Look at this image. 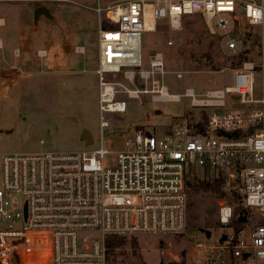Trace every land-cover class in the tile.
I'll list each match as a JSON object with an SVG mask.
<instances>
[{
  "label": "built area",
  "instance_id": "1",
  "mask_svg": "<svg viewBox=\"0 0 264 264\" xmlns=\"http://www.w3.org/2000/svg\"><path fill=\"white\" fill-rule=\"evenodd\" d=\"M94 1L98 141L74 153L0 155V264H106L109 236H180L186 184L198 171L238 182L241 205L256 209L260 221L246 239L195 237L194 264H264V0ZM190 16L226 53L249 50V57L231 70L228 85L171 93L161 52L142 68L141 34L161 22L179 30ZM251 28L258 29L254 51L245 43ZM142 98L185 99L205 113L202 131L187 121L161 133L135 126L122 132L118 149L106 145L112 115ZM217 219L227 229L233 207L219 206Z\"/></svg>",
  "mask_w": 264,
  "mask_h": 264
},
{
  "label": "rangeland",
  "instance_id": "2",
  "mask_svg": "<svg viewBox=\"0 0 264 264\" xmlns=\"http://www.w3.org/2000/svg\"><path fill=\"white\" fill-rule=\"evenodd\" d=\"M96 6L94 0H0V155L89 150L93 146L86 147L80 140L83 128L98 141ZM38 7L47 8L50 17H35ZM251 31L254 40L247 45L254 51L258 41L253 35L257 36L258 29ZM140 43L143 69L156 51L163 54V81L171 93L228 85L231 70L240 64L232 66L239 55L226 53L197 16L183 18L176 31L161 22L155 32H143ZM78 48L84 51L76 52ZM142 99L141 105L127 99L126 112L112 115L106 145L109 141L118 149L127 128H157L161 133L183 121L202 120L200 111L185 99L158 103ZM215 175L195 173L205 183ZM223 191L187 188V227L182 235L134 236L136 249L130 246L132 237H125L122 247L107 254L106 264H194L195 237L220 240L232 232L220 227L217 212L223 204L238 207L234 195L241 192L240 184L226 179ZM248 211L238 232L245 239L260 221L256 209Z\"/></svg>",
  "mask_w": 264,
  "mask_h": 264
},
{
  "label": "trees",
  "instance_id": "3",
  "mask_svg": "<svg viewBox=\"0 0 264 264\" xmlns=\"http://www.w3.org/2000/svg\"><path fill=\"white\" fill-rule=\"evenodd\" d=\"M254 39H251L249 37L245 38V43L246 45L253 41ZM256 41V39H255ZM256 43V42H255ZM249 50H246L243 53H240L237 59V62L232 63V66H236L238 65L241 61H243L244 59H248L249 57ZM171 90V89H170ZM204 90H202L201 92H203ZM199 115H201V119L202 121L196 125V127H198V129H200V131H202V127H203V123H204V112H200ZM196 122H192L190 124L195 125ZM195 179L193 180L192 183H190V180L187 181L186 184V189L189 187H195L197 190H203V191H211L214 193H221L224 194L223 191V187L225 184V180L226 178L222 175V174H216L215 177L212 179V181L210 183H205L202 181L197 180L196 176H194ZM241 191V188H240ZM235 200H238L239 205L237 208L233 209V219L231 224L228 226L227 229H230L232 232V236L234 238L237 237L238 232H239V228L244 225V222L242 221V218L246 217L247 213L249 212L247 208H244L241 204H242V192L240 193H236V195H234ZM235 227H233V226ZM131 241H130V246L133 248H137V243L135 242V239L133 238L134 236H131ZM106 246H107V254H110L111 252L114 251V249L122 247V245L125 242V237H120V236H109L106 238Z\"/></svg>",
  "mask_w": 264,
  "mask_h": 264
},
{
  "label": "water",
  "instance_id": "4",
  "mask_svg": "<svg viewBox=\"0 0 264 264\" xmlns=\"http://www.w3.org/2000/svg\"><path fill=\"white\" fill-rule=\"evenodd\" d=\"M40 14H44L45 16L50 17L49 10L47 8H45V7H38V8H36L34 10L35 17H37ZM80 140L87 147V146H90L93 143V136H92V134H91V132L89 130L83 129L81 134H80ZM243 219H245V217L242 218V221H244ZM205 234H206L207 237L210 236V232H208V231H205ZM222 239L225 240V236ZM161 264H163V263H161Z\"/></svg>",
  "mask_w": 264,
  "mask_h": 264
},
{
  "label": "crops",
  "instance_id": "5",
  "mask_svg": "<svg viewBox=\"0 0 264 264\" xmlns=\"http://www.w3.org/2000/svg\"><path fill=\"white\" fill-rule=\"evenodd\" d=\"M83 129H85V128H83ZM83 129H82V130H83ZM223 237H224V236H223ZM225 238H226V237H225ZM222 240H223V239H222Z\"/></svg>",
  "mask_w": 264,
  "mask_h": 264
}]
</instances>
